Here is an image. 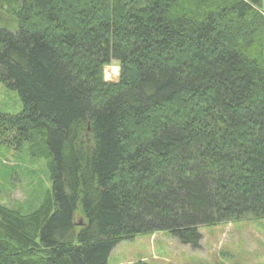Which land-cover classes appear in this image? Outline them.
Instances as JSON below:
<instances>
[{"label":"trees","instance_id":"16d2710c","mask_svg":"<svg viewBox=\"0 0 264 264\" xmlns=\"http://www.w3.org/2000/svg\"><path fill=\"white\" fill-rule=\"evenodd\" d=\"M261 5L0 0V82L22 103L0 146L45 172L26 170L27 207L0 202V264H107L155 231L199 248L202 226L264 218Z\"/></svg>","mask_w":264,"mask_h":264},{"label":"rangeland","instance_id":"374dc122","mask_svg":"<svg viewBox=\"0 0 264 264\" xmlns=\"http://www.w3.org/2000/svg\"><path fill=\"white\" fill-rule=\"evenodd\" d=\"M261 12L264 14V0ZM1 18L0 23L5 24L6 19ZM120 70V63L113 60L104 69L105 80H118ZM21 110L18 94L0 82V112L15 114ZM14 153L0 146V202L10 208L27 207L30 176L26 170L34 169L44 175V164L31 162L29 157L19 162ZM15 164L21 168L6 182L2 174L9 170L7 166ZM199 231L202 234L199 248L182 244L164 231L123 240L113 249L107 264H264V218L202 226Z\"/></svg>","mask_w":264,"mask_h":264}]
</instances>
